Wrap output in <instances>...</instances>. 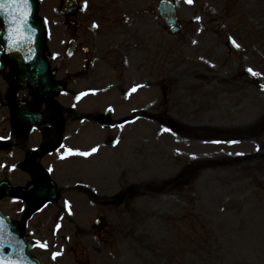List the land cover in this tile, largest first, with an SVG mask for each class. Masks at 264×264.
<instances>
[{
  "label": "rangeland",
  "instance_id": "1",
  "mask_svg": "<svg viewBox=\"0 0 264 264\" xmlns=\"http://www.w3.org/2000/svg\"><path fill=\"white\" fill-rule=\"evenodd\" d=\"M64 1L40 0L53 65L69 88L95 89L79 110L96 117L110 103L115 124L68 120L65 130L81 128L69 143L89 157L58 165L60 197L27 224L33 254L43 264H264V0H174L179 34L160 0H79L70 16ZM67 19L89 55L67 56ZM86 56L91 72L77 82ZM19 204L0 198L15 222Z\"/></svg>",
  "mask_w": 264,
  "mask_h": 264
},
{
  "label": "flooded vegetation",
  "instance_id": "2",
  "mask_svg": "<svg viewBox=\"0 0 264 264\" xmlns=\"http://www.w3.org/2000/svg\"><path fill=\"white\" fill-rule=\"evenodd\" d=\"M89 65L88 59L83 67L85 70L83 68L76 69L75 78L79 80L77 82H80V78L84 74H89ZM58 71L56 70V73ZM10 72L8 67L1 65L0 60V144L11 143L8 145L12 146V149L8 147L5 149L9 162L6 167L7 174L15 175L24 169L19 165L18 153L23 152L26 155L31 151L35 153L36 158L27 157L23 161L24 171L27 173L25 185L29 186L33 182L35 183V179L40 176V170L46 172L53 169V158L49 163L48 161L45 163V156L60 145L59 142L66 138L75 139L74 137L80 132L79 126L76 129L72 127L70 131L65 130L69 119L78 116L81 120L94 119L100 123L101 118L100 115L95 117L90 110H79L77 106L73 105L81 101L85 94H94L95 89L81 91L83 96H80L76 89L68 91L67 93L72 95V101L68 103H64L57 97L51 101L36 100L27 87H14L10 79ZM31 103L32 109L29 105H23ZM108 105L109 103H106L102 109L104 110ZM30 111H33L34 115H31ZM15 146L18 148L14 149ZM2 161L3 159L0 158V163ZM33 161L39 168H34Z\"/></svg>",
  "mask_w": 264,
  "mask_h": 264
},
{
  "label": "water",
  "instance_id": "3",
  "mask_svg": "<svg viewBox=\"0 0 264 264\" xmlns=\"http://www.w3.org/2000/svg\"><path fill=\"white\" fill-rule=\"evenodd\" d=\"M38 6V0H27L26 8L23 5L13 6L12 0H3V11L0 12V25L2 27L0 42L5 49L12 50V47H14V51H8L13 52L9 55L16 56L22 62V59L25 61L26 70L24 75L17 72L16 76L24 78L25 84L29 85L34 92L47 95L58 89L54 84L53 73L50 71V57L45 53L47 26L38 16ZM77 6L76 0H67L63 11L71 13ZM159 11L173 32L181 30L182 27L176 17L175 5L172 2L162 0ZM21 13H23V16H21ZM20 18L25 19V23L20 25L19 31H17ZM33 68L36 70L35 73L32 72ZM7 187L5 193L16 192L22 194V189ZM50 192L49 198H54V190L51 189ZM9 230V236L12 235L14 245L12 247L6 246L3 252L13 254L16 251L17 243L22 242L25 245L24 229L10 224ZM9 236H7L5 230L0 231V238H4V246ZM25 247L28 255L29 245L26 244ZM32 260L35 261L33 258Z\"/></svg>",
  "mask_w": 264,
  "mask_h": 264
},
{
  "label": "snow or ice",
  "instance_id": "4",
  "mask_svg": "<svg viewBox=\"0 0 264 264\" xmlns=\"http://www.w3.org/2000/svg\"><path fill=\"white\" fill-rule=\"evenodd\" d=\"M188 2H191V0H188ZM12 3H13V6L23 5L25 8L27 6V0H12ZM2 11H3V0H0V12ZM21 16H23V13H21ZM23 23H25V19L20 18L18 20L17 31H19V26L22 25ZM249 71H251V69H249Z\"/></svg>",
  "mask_w": 264,
  "mask_h": 264
}]
</instances>
